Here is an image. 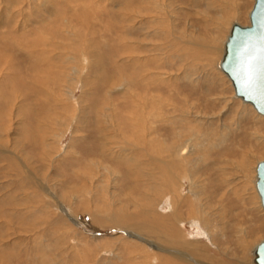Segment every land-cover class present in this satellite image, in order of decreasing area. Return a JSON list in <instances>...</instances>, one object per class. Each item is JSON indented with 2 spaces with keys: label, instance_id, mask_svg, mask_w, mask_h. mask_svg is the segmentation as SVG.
I'll list each match as a JSON object with an SVG mask.
<instances>
[{
  "label": "rangeland",
  "instance_id": "374dc122",
  "mask_svg": "<svg viewBox=\"0 0 264 264\" xmlns=\"http://www.w3.org/2000/svg\"><path fill=\"white\" fill-rule=\"evenodd\" d=\"M253 5L0 0V264H156L140 236L114 223L156 225L171 190L193 202L182 210L207 204L215 226L194 260L251 263L264 241L251 182L264 117L214 64ZM191 134L181 169L157 161L160 144L175 151ZM140 135L155 145L128 151ZM169 174L173 189L160 184Z\"/></svg>",
  "mask_w": 264,
  "mask_h": 264
},
{
  "label": "bare ground",
  "instance_id": "6f19581e",
  "mask_svg": "<svg viewBox=\"0 0 264 264\" xmlns=\"http://www.w3.org/2000/svg\"><path fill=\"white\" fill-rule=\"evenodd\" d=\"M254 3H255V0H254ZM253 8V7H252ZM252 10V9H251ZM251 13V11H250ZM250 13H249V16H250ZM235 25V24H233ZM233 25L231 26L230 30H229V34H230V31L233 27ZM238 25V24H236ZM240 26V25H239ZM249 26V25H248ZM244 27V26H242ZM228 34V36H229ZM228 36L226 37V40L225 42L227 41V38ZM225 42L223 43V46L222 48L220 49V53H221V60H222V56L224 53V45H225ZM218 51V50H217ZM216 52V50H215ZM221 60L219 59V61H217L215 64H214V67H216V69H219L220 68V63H221ZM221 70V68H220ZM222 71V70H221ZM223 73V72H222ZM224 74V73H223ZM225 75V74H224ZM226 76V75H225ZM227 77V76H226ZM228 78V77H227ZM228 80L230 81V79L228 78ZM231 82V81H230ZM232 85V83H231ZM233 87V85H232ZM234 90V88H233ZM234 95H235V92H234ZM236 96V95H235ZM236 98L238 99H241L239 97L236 96ZM242 100V99H241ZM243 101V100H242ZM244 102V101H243ZM246 103V102H244ZM248 104V103H247ZM251 105V104H249ZM252 106V105H251ZM253 107V106H252ZM254 109V107L252 108ZM255 110V109H254ZM256 111V110H255ZM257 112V111H256ZM258 113V112H257ZM259 114V113H258ZM261 115V114H259ZM138 116V115H137ZM263 116V115H261ZM264 117V116H263ZM154 119V118H153ZM132 121V120H131ZM136 127V126H135ZM183 131V130H182ZM130 133V132H129ZM132 133V132H131ZM193 134V133H192ZM191 134V135H192ZM109 135V134H108ZM131 135V134H129ZM144 135V134H143ZM143 135H140L138 138H136V140H131V141H128V143H124L125 145H128V151H133V149H131L130 146H133V147H136L138 148L139 150V153L140 154H145L146 153V149L147 147L149 146H152V145H155L153 143V140H150L149 138H147V136H143ZM195 136V135H194ZM109 137V136H108ZM121 138V136H120ZM124 139V137H123ZM165 142V141H164ZM194 137L193 135L191 137H189L186 141L182 142L181 144H178L176 145L177 147L175 148V151L171 150V152H168V146H166L164 143L163 144H160V148H159V154L162 155L161 158L163 156H166V160H157V161H160L161 165L164 164V165H168L167 167H170L169 165H173V166H179L177 168H182L184 166V163H186L187 161V157L188 155L192 152V150H194ZM138 146H143L142 149H140ZM170 147V146H169ZM174 147V145H173ZM197 151H195L196 153ZM200 152V151H199ZM135 153V152H134ZM133 153V154H134ZM169 153V154H167ZM138 154V153H137ZM153 154V153H152ZM13 155V154H12ZM150 155V154H149ZM144 156V155H142ZM157 156V155H156ZM202 156V155H201ZM131 157V156H130ZM151 157V156H150ZM197 157V156H196ZM125 159V158H124ZM133 159V158H132ZM151 159V158H150ZM203 159V158H202ZM123 160V159H121ZM128 160V159H127ZM191 161V159H190ZM197 161V160H196ZM199 161V160H198ZM201 161V160H200ZM121 162V161H120ZM147 162V161H146ZM145 162V163H146ZM151 162V161H150ZM203 162V161H202ZM127 163V162H126ZM144 163V164H145ZM261 163V162H260ZM156 164V163H155ZM158 164V163H157ZM192 164V163H191ZM259 164V163H258ZM257 164V166H258ZM163 165V166H164ZM197 165V164H196ZM144 166V165H143ZM151 166V165H150ZM158 166V165H157ZM165 166V167H166ZM172 166V167H173ZM188 166V165H187ZM190 166V165H189ZM148 167V166H147ZM161 167V166H160ZM164 167V168H165ZM191 167V166H190ZM196 167V166H195ZM141 168V167H140ZM163 168V167H162ZM187 167L185 166V169ZM173 169V168H172ZM171 169V170H172ZM190 169V168H189ZM194 169V168H193ZM257 169V167H256ZM164 171V170H163ZM161 172L164 173V172ZM168 171V170H166ZM165 171V172H166ZM169 172V171H168ZM183 172V171H182ZM185 173H187L186 171H184ZM191 172V170H190ZM171 173V172H170ZM191 174V173H189ZM164 175V174H163ZM177 174H175L176 176ZM146 176V175H145ZM189 176V175H188ZM191 177V176H189ZM180 178V177H179ZM178 178V179H179ZM163 179V178H162ZM182 179V178H181ZM202 179V178H201ZM159 180V179H158ZM164 182L160 183L163 187H166V188H169V189H173V176L172 174L166 176V179L164 178L163 180ZM191 181H192V177H191ZM190 181V183H191ZM202 181V180H201ZM168 182V183H167ZM175 182L177 183V180H175ZM183 182V181H182ZM254 185V190L256 191V195H257V198L259 199V203H260V206L262 207L263 211H264V207L262 205V202H261V199H260V196H259V193H258V190H257V187H256V182H257V173H256V176L254 177V180L251 181ZM171 183V185H170ZM184 183V182H183ZM194 183V182H193ZM180 184V182H179ZM201 184V182H200ZM169 185V187H168ZM182 186V185H180ZM179 186V187H180ZM178 186L174 185V188H176ZM187 187V186H186ZM193 187V186H192ZM182 188V187H180ZM179 188V189H180ZM184 188V187H183ZM185 189V188H184ZM162 190V189H161ZM160 190V191H161ZM166 190V189H165ZM181 190V189H180ZM192 190V189H191ZM163 192V190H162ZM161 192V193H162ZM172 193V190L170 191ZM189 192L190 191V188H189ZM194 192V191H193ZM169 194L167 197H165L166 195H164L163 197H165L160 203H158V208L157 209H154L153 213H155V215H157L156 217V225H152L153 222H141V223H138V225L136 224H126L125 223H114V225L119 228H124V229H127V230H131V233L134 232V235L136 236H140L138 237V241L142 242L145 244L146 247H148L149 249H146L145 246L142 247L145 249L147 255H146V258L149 257L151 258L153 261H155L156 264H208V263H204L202 261H196L194 260L196 256H199L202 258V256L206 253L205 250L201 247H199L198 244H201L203 243L202 239H204L207 244L211 242V239H213V232H211L212 229H214L215 226H211L210 222L207 220V208L206 205L205 207H201L199 206L197 208V206L191 208L190 209H186V210H182V206H184L186 208V206L190 205V199H189V196L188 198L186 196H183V195H179V196H174L173 194ZM192 194V192H191ZM172 196V197H171ZM161 197V196H160ZM177 197L183 199V201L180 203V200L177 199ZM194 197V196H193ZM196 197H198L196 195ZM171 198H176L175 200H177L176 203H174V201L172 202ZM190 201L189 204L187 201ZM193 200V199H192ZM194 201V200H193ZM198 201V200H197ZM159 202V201H158ZM193 203V202H191ZM208 203V202H207ZM194 204H195V201H194ZM198 204V203H197ZM174 205H176V207H174ZM206 208V210H205ZM197 209V210H196ZM183 211H187L189 212L187 214V217H188V220L186 222L184 216H183ZM151 212V210H150ZM186 214V213H185ZM116 220V218H115ZM190 221V222H188ZM150 223H152L151 225H149ZM189 226L191 227V229L193 231H195V229L193 228H196L197 230H199L200 232H198L199 234H197L198 236H196V234L194 233H188V232H185L186 230V226ZM194 226V227H193ZM217 226V225H216ZM203 227V228H202ZM221 227V225H220ZM145 231L146 234H143L142 231ZM217 230V229H216ZM125 231V230H124ZM209 231V233H207ZM129 232V231H128ZM153 235H152V234ZM197 233V232H196ZM133 235V234H132ZM133 235V236H134ZM153 236V237H152ZM202 241V242H201ZM234 241V240H233ZM263 242V241H262ZM131 244L132 241H131ZM205 244V245H207ZM214 244V242H213ZM260 244V243H259ZM257 244L256 246L253 247L252 249V253L251 254V263H253V259H254V251L256 249V247L259 245ZM210 245V244H209ZM137 246V245H136ZM208 246V245H207ZM153 250V251H152ZM159 252V253H158ZM219 252V251H218ZM195 256V257H194ZM194 259H193V258ZM242 259V258H241ZM238 260L236 263L234 264H245L242 260ZM150 260V259H149ZM151 262V261H150ZM250 263V264H251ZM151 264V263H150Z\"/></svg>",
  "mask_w": 264,
  "mask_h": 264
},
{
  "label": "water",
  "instance_id": "95a60500",
  "mask_svg": "<svg viewBox=\"0 0 264 264\" xmlns=\"http://www.w3.org/2000/svg\"><path fill=\"white\" fill-rule=\"evenodd\" d=\"M235 95L264 116V0H255L249 26L233 25L220 63ZM256 187L264 207V162L258 164ZM254 264H264V241L254 251Z\"/></svg>",
  "mask_w": 264,
  "mask_h": 264
}]
</instances>
